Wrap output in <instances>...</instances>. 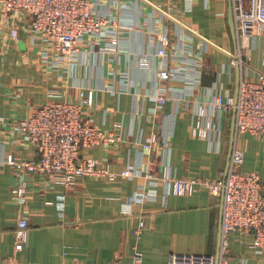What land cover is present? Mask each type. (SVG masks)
<instances>
[{
    "label": "crops",
    "instance_id": "0c3cea01",
    "mask_svg": "<svg viewBox=\"0 0 264 264\" xmlns=\"http://www.w3.org/2000/svg\"><path fill=\"white\" fill-rule=\"evenodd\" d=\"M92 9L110 19L109 27L119 33L118 46L109 49L86 37L77 56L64 60L61 68L39 62V49L27 41V17L19 22L17 41L8 38L5 26L0 28V157L13 153L34 160L35 148L19 137L15 125L46 102L77 100L84 88L94 94L93 124L121 141L86 149L81 156L114 173L133 167L141 176L80 178L67 191L48 179L32 178L26 203L20 204L11 195L12 170L0 166V264L13 255L14 232L23 218L28 228L27 242L15 254L20 264H131L135 250L142 255L140 264H165L170 253L215 255L221 199L207 191L165 196L159 183L153 201L131 204L130 216L123 209L134 191L148 186L142 176L146 169L157 177L169 171L177 179L217 180L224 173L232 111L212 116L211 102L218 93L234 98L236 89V66L226 54L235 49L228 0H96ZM163 32L169 35L167 58L157 56L154 37ZM183 59L201 65L199 84L189 89L179 79L168 82V101L152 115L150 99L160 90L158 71L165 64L182 71ZM259 72L264 73V40L251 43L241 74L253 79ZM185 74L190 79L195 71ZM196 120L214 123L208 140L191 135ZM152 134L156 143L144 151L137 141ZM236 144L243 152L241 171L264 181V141L246 134ZM139 219L145 228L136 238ZM251 243V235L231 233L228 264H264V250L255 253Z\"/></svg>",
    "mask_w": 264,
    "mask_h": 264
},
{
    "label": "built area",
    "instance_id": "2783aa9c",
    "mask_svg": "<svg viewBox=\"0 0 264 264\" xmlns=\"http://www.w3.org/2000/svg\"><path fill=\"white\" fill-rule=\"evenodd\" d=\"M96 0H0V28L7 29L8 38L17 41L19 22L22 17L29 19L26 28L28 43L39 49L40 63L48 68H61L64 60L74 59L79 53V44L90 37L94 44L104 42L108 48L119 44V33L110 28V19L94 14ZM234 27L233 52H226L231 65L240 70L237 101L230 95L218 93L211 102L212 116H220L235 109V135L229 158V169L217 180L201 178L177 179L164 171L157 177L145 170L142 175L149 180L145 188L134 191L125 203L123 213L130 216L131 204L153 201L156 189L161 183L164 195L191 196L205 190L209 195L221 199V221L219 255L170 253L165 264H228V237L237 231L252 236L251 248L257 254L264 250V181L254 173L241 171L243 152L237 147L236 139L250 134L264 141V73H257L253 79L242 76L244 60L248 58L251 43L264 40V0H228ZM182 26V25H180ZM182 28L198 36L193 31ZM158 43L157 56L167 58L169 35L166 32L154 34ZM199 37V36H198ZM201 38V37H199ZM207 45L209 43L201 38ZM183 51L180 52L182 55ZM50 55V58H48ZM174 56V54H173ZM141 54L140 60L145 61ZM67 61V60H66ZM182 71L170 69L165 64L158 71L160 82L158 94L151 98L150 113H160L168 101L166 88L168 82L178 79L190 89L199 84L201 65L193 61L181 60ZM197 67V69H195ZM199 68V69H198ZM185 71V72H184ZM195 71V76L186 79V72ZM94 94L92 90L81 88L75 101H49L33 109L14 130L27 144L35 148L34 160H21L13 153L0 157V166L9 167L14 175L11 195L20 204L26 203L29 192V180L32 178L48 179L51 183L62 186L66 191L72 189L77 180L85 177H102L108 181L119 178L133 179L140 172L133 167H126L118 173L109 169L93 158H83L82 151L96 146H109L118 143L120 137L113 132L96 128L93 124ZM214 123L196 120L191 123L193 137L208 140ZM156 143V134L145 142L137 141L144 151H150ZM58 208L63 209V200ZM28 222L20 219L14 232L13 255L1 264H20L15 257L27 242ZM145 228L143 219H139L133 235L138 238ZM142 255L135 250L131 264H140Z\"/></svg>",
    "mask_w": 264,
    "mask_h": 264
},
{
    "label": "water",
    "instance_id": "95a60500",
    "mask_svg": "<svg viewBox=\"0 0 264 264\" xmlns=\"http://www.w3.org/2000/svg\"><path fill=\"white\" fill-rule=\"evenodd\" d=\"M227 22H228V26H229L231 36L234 40V27H233V20H232V13H231L230 5H229V9H228V14H227ZM236 72H237V79H236V89H235V93H234V105L236 104V101H237V90H238V85H239V80H240V70L238 67H236ZM207 78H208L207 75L205 73H203L202 77H201V82L203 85H206ZM211 80L213 81V79H211ZM234 121H235V109L233 108L231 130H230V141H229V157H228V162H227L226 168L224 170V175L227 174L228 169H229V158H230V154H231V150H232V146H233V142H234V135H235ZM221 209H222V203H221ZM220 221H221V217H220ZM219 240H220V224H219V231H218L217 251L215 254L216 261L218 259V255H219Z\"/></svg>",
    "mask_w": 264,
    "mask_h": 264
}]
</instances>
